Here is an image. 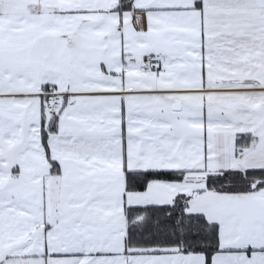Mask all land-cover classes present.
I'll list each match as a JSON object with an SVG mask.
<instances>
[{
  "label": "snow or ice",
  "instance_id": "1",
  "mask_svg": "<svg viewBox=\"0 0 264 264\" xmlns=\"http://www.w3.org/2000/svg\"><path fill=\"white\" fill-rule=\"evenodd\" d=\"M0 264H264V0H0Z\"/></svg>",
  "mask_w": 264,
  "mask_h": 264
}]
</instances>
